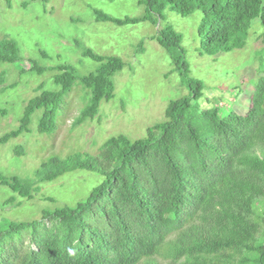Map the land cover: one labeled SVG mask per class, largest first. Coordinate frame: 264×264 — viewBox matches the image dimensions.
<instances>
[{"label": "trees", "instance_id": "1", "mask_svg": "<svg viewBox=\"0 0 264 264\" xmlns=\"http://www.w3.org/2000/svg\"><path fill=\"white\" fill-rule=\"evenodd\" d=\"M144 4L153 27L163 20L165 9L182 17L200 12V55L243 49L255 20L262 28L259 39L264 46V0H146ZM94 15L98 21L119 26L138 21ZM156 42L174 52L182 86L187 88L185 96L169 103V122L149 128L141 141L112 137L95 156L50 157L25 178L0 174V186L24 200L32 199L37 186L55 181L58 170L105 179L72 207L42 212L31 222H9L0 231V264H264V63L259 64L262 79L251 86L246 112L222 115L201 99L202 82L189 77L180 36L164 28L157 31ZM83 56L98 64L97 71L78 78L65 65L53 68L57 90L39 88V94L26 102L17 127L0 137V145L30 133L36 112V131L52 133L56 115L76 84L87 103L72 126L98 115L100 102L113 98L110 78L123 63L90 51ZM19 60L16 47L1 41L0 64ZM26 62L27 71L45 72ZM22 150L14 147V156L22 155ZM15 201L9 198L3 205ZM68 248H74L76 255L69 256Z\"/></svg>", "mask_w": 264, "mask_h": 264}, {"label": "rangeland", "instance_id": "2", "mask_svg": "<svg viewBox=\"0 0 264 264\" xmlns=\"http://www.w3.org/2000/svg\"><path fill=\"white\" fill-rule=\"evenodd\" d=\"M145 1L0 0V42H11L21 58L12 64H0V137L17 127L26 102L39 94V88L57 90L52 83L56 74L53 68L65 65L78 78L94 74L98 64L85 58V51L123 63L110 78L113 98L100 102L92 121L72 126L86 101L85 92L76 84L56 115L52 133L41 135L36 131V112L31 117L30 133L0 145L1 175L25 178L50 157L65 158L75 153L95 156L112 137L122 135L130 142L141 141L149 128L168 123L169 103L185 96L187 88L182 86L174 52H167L156 42L157 31L164 28L180 36L189 77L203 84L201 99L219 108L222 115L246 112L251 86L262 79L258 70L264 63V46L259 39V22L250 23L243 49L209 57L199 53L200 12L182 17L165 9L163 20L153 27L145 17ZM95 12L112 19L138 21L119 26L96 20ZM26 60L45 72L39 75L27 71ZM16 146L23 149L22 155L14 156ZM57 172L55 181L37 186L31 200L16 198L0 186V231L9 222H31L42 212L72 207L105 180L83 171ZM9 198H15L16 204L4 206ZM248 257L254 259L252 254Z\"/></svg>", "mask_w": 264, "mask_h": 264}, {"label": "clouds", "instance_id": "3", "mask_svg": "<svg viewBox=\"0 0 264 264\" xmlns=\"http://www.w3.org/2000/svg\"><path fill=\"white\" fill-rule=\"evenodd\" d=\"M68 255L69 256H75L76 255V250L74 248H68Z\"/></svg>", "mask_w": 264, "mask_h": 264}]
</instances>
